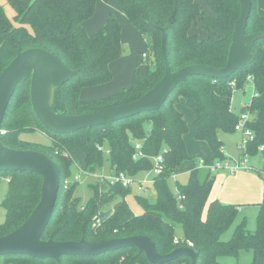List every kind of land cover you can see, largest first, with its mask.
I'll return each instance as SVG.
<instances>
[{"label": "trees", "instance_id": "obj_1", "mask_svg": "<svg viewBox=\"0 0 264 264\" xmlns=\"http://www.w3.org/2000/svg\"><path fill=\"white\" fill-rule=\"evenodd\" d=\"M116 1L147 44V75L141 77L136 73L129 89L97 101L81 99L84 88L112 81L110 64L124 54L122 26L113 14L99 31L92 35L86 32L83 24L93 17L97 0H6L15 13L13 20L0 4V75L19 53L28 49L41 48L53 54L76 72L70 81L56 89L53 111L79 116L131 104L155 87L166 72L164 33L172 72L187 66L215 69L226 66L233 32L242 13L239 0H208L212 15L204 13L196 0ZM251 2L246 33L263 35L253 45L251 60L229 78L188 77L157 111L71 135L56 134L39 121L33 110L31 76L19 83L2 123V141L13 149L43 153L60 170L57 203L42 240L98 243L146 236L162 255L179 248L193 249L199 254L197 264H225L221 257L237 256L242 249L252 250L256 258L264 255V197L259 204L256 229L249 230L244 219L236 226L232 238L223 241L222 234L238 217L239 206L210 199L215 183L213 172L198 167L191 171L187 184L177 183V194L169 187V179L177 167L190 159L184 139L188 125L177 107L180 101L193 110L196 138L208 144L217 162L228 160L221 136L236 134L241 115L247 114L246 126L254 134L247 145V154L250 158H261L263 168L258 173L264 181V16L258 13L257 0ZM198 21L208 33L206 39L192 33ZM249 82H253L255 94L250 104L236 113L232 108L233 93L246 89ZM26 131H42L49 142H26L19 136ZM137 144L141 145L140 150ZM164 149V171L155 177L151 187L155 199L136 196L143 214L135 215L128 205L131 187L111 184L105 179L89 185L92 196L85 204L75 195L73 166L90 175L102 172L107 161L110 174L124 173L135 178L152 170L151 158L162 154ZM138 152L142 156L135 158ZM3 177L10 179L8 194L1 203L6 218L0 224V238L18 229L31 216L40 202L43 182L40 175L31 172H0V185ZM178 194L184 197L180 203ZM177 230L182 231V236L176 234ZM188 241L192 242L191 247ZM177 261L192 264L189 257L169 264ZM138 263L152 264L134 247L90 258L62 256L59 261L29 255L0 257V264Z\"/></svg>", "mask_w": 264, "mask_h": 264}, {"label": "water", "instance_id": "obj_2", "mask_svg": "<svg viewBox=\"0 0 264 264\" xmlns=\"http://www.w3.org/2000/svg\"><path fill=\"white\" fill-rule=\"evenodd\" d=\"M241 17L233 32L227 64L222 69L209 66H187L172 72L166 54L167 35H163V51L166 60L164 77L139 100L98 112L79 116L58 114L53 111L55 91L72 79L76 72L69 70L53 54L32 48L19 53L0 75V172H31L43 179L41 199L31 216L22 226L0 238V257L29 255L39 259L59 261L62 256L90 258L134 247L144 253L152 264H169L182 257H189L197 264L199 254L191 248H179L162 255L156 244L146 236H133L112 241L89 243L56 242L42 240L50 224L60 191V170L47 155L33 150H18L4 145L1 137L2 123L19 83L31 76V101L39 121L51 132L71 135L83 129H92L131 119L162 108L179 84L190 76L214 79L231 77L252 58L254 43L262 38L260 33L247 35V25L252 11L251 0H239Z\"/></svg>", "mask_w": 264, "mask_h": 264}, {"label": "rangeland", "instance_id": "obj_3", "mask_svg": "<svg viewBox=\"0 0 264 264\" xmlns=\"http://www.w3.org/2000/svg\"><path fill=\"white\" fill-rule=\"evenodd\" d=\"M111 1L101 0V6H106L105 9L108 10L110 9V6L115 0L112 2ZM196 2L200 5L204 13L208 15L213 14L208 0H196ZM0 4L4 6L7 16L13 20L15 13L13 9L7 4L6 0H0ZM118 8V10L110 9V13H112L116 18L117 13L120 17L119 19H117L122 26V45L124 49V54L122 57L114 60L110 64V71L113 75V79L110 83L104 86L111 88L120 87L122 89L120 92H122L132 86L133 79L136 73H138L141 77H145L147 75L148 67L146 59L143 57V54L147 53V44L142 34L129 23L126 15L123 13L120 7ZM99 12L100 0H97L96 10L92 18L98 16ZM96 29L98 30V28ZM192 33L199 37V39H206L208 37L207 31L204 29L202 23L199 21L193 26ZM127 81L129 87L124 86L127 85ZM92 88L93 87H89L85 89L87 90V92H92V90H94ZM254 94L255 92L253 82H249L246 89L235 90L232 98L233 110L236 113H240L242 108L247 107L250 104L251 98ZM90 95L92 97H95L92 94ZM95 99L96 98H92L89 101H97ZM177 107L184 114V117L187 121L188 131L184 139L186 143L187 153L190 159L184 161L179 167H177L175 173L176 176L169 179V187L174 194L178 193L177 183H180L182 185L187 184L191 171L198 167H201L200 161L204 162L202 166L206 168L215 166L217 163L208 144L205 141H201L196 138L195 114L193 110L183 101H180V103L177 104ZM19 136L22 140L30 143L45 144L49 142L48 136H46V134H44L42 131H26L20 134ZM224 138L225 150L228 160L225 161L226 163L222 162L221 167H219L216 171L213 172L212 175L215 178L219 173L226 172L229 170L226 167L227 162L234 164V161L238 160L241 157L239 155V146L242 141L241 138L238 135H226ZM250 164L255 166V170H253V173L259 176L258 170L263 168V162L261 158L259 156L255 158H250ZM109 171V164L107 163V161H105V165L102 172L96 173V175L107 176L109 174ZM71 173V180L77 181L75 195L81 199L82 204H85L92 196V191L90 190L89 185L97 184L98 181H100L101 179H99L97 176H94V174L86 175L80 172L75 166L71 168ZM144 176L145 174L141 173L137 176L136 179L141 180L144 178ZM9 179L10 177H3L2 183L0 185V224L3 223L6 218V210L1 206V203L8 194ZM136 196H144L153 201L155 199V193L153 188L149 191H139L137 184L133 185L132 192L127 197V202L130 208L135 213V215H141L143 214L144 209L138 203ZM258 213V206L242 207V211H239L238 217L234 221L233 225H231V227L222 234V240H230L233 236L236 226L244 219L246 220L247 228L251 231L255 230L257 227ZM176 234L178 236H182V231L177 230ZM220 261L225 264H264V255H261L260 257L256 258L252 250L242 249L240 250L237 256L221 257ZM173 264L184 263L181 261H177Z\"/></svg>", "mask_w": 264, "mask_h": 264}, {"label": "crops", "instance_id": "obj_4", "mask_svg": "<svg viewBox=\"0 0 264 264\" xmlns=\"http://www.w3.org/2000/svg\"><path fill=\"white\" fill-rule=\"evenodd\" d=\"M107 1H111V0H107ZM257 3H258V13L261 16H264V0H257ZM118 5H119L118 2L115 0L110 6V9L118 10L119 9L118 7H120V5L119 6ZM105 7L106 6H101V0H100L99 15L94 18H91L90 20H87L83 24L86 32H88L89 35H92L97 31H99L107 22L108 17L112 14L110 13V9L106 10ZM120 9L122 10L121 7ZM116 16L118 19L120 18L117 13ZM96 28H98V30ZM104 85L93 87L92 89L94 90H92V92H87V90L84 88L81 91V99L83 101H89L92 98H96L95 100H98L117 94L122 90L120 87L111 88L107 86L105 87ZM124 86L129 87L128 81H127V85ZM90 94L94 95L95 97H92ZM237 135L242 140V135L240 133H236L233 136H237ZM225 136L226 135L221 136V139L224 142V150H225V138H224ZM225 154H226V150H225ZM253 167L255 168V166ZM263 197H264V181L260 176H257L255 173H253V171L238 170L236 172H231L230 170H228L226 172L219 173L215 178V183L212 189L210 199L219 200L224 204L238 205L239 211H242V207L245 206L259 207V204L262 202Z\"/></svg>", "mask_w": 264, "mask_h": 264}, {"label": "built area", "instance_id": "obj_5", "mask_svg": "<svg viewBox=\"0 0 264 264\" xmlns=\"http://www.w3.org/2000/svg\"><path fill=\"white\" fill-rule=\"evenodd\" d=\"M143 57L146 58V53L143 54ZM248 121V115L243 114L241 115L239 123L236 125L235 130L237 133H240L242 135V141L239 146V151L242 154L241 157L238 160L234 161V164H231L230 162H227L226 167L231 172H236L238 170H244V171H253L255 168L250 164V157L247 154V145L250 141L254 139L253 132L246 126ZM137 150L141 149V145L137 144L136 146ZM166 152V149L163 150L162 154H159L158 156L152 157L153 161V168L150 171L145 172V176L141 180H137L131 176H128L124 173L119 174H108L107 176H98L94 174V176H97L101 180H108L111 182V184L119 183L123 187H131L133 188L134 184H137L139 191H149L151 190V187L153 186L155 182V177L159 176L164 171V153ZM142 153L138 152L135 155V158L141 157ZM226 163V162H225ZM201 167L206 168L202 166L204 164L203 161H200ZM222 162H217L215 166L208 167L207 169H210L212 172L216 171L219 167H221ZM93 175V174H91ZM175 177V175L173 176ZM100 180V181H101ZM178 201L179 203L184 199L183 196L178 194ZM180 208H183V205L180 204ZM179 243V238H175V244ZM188 246H192V242L188 241Z\"/></svg>", "mask_w": 264, "mask_h": 264}]
</instances>
